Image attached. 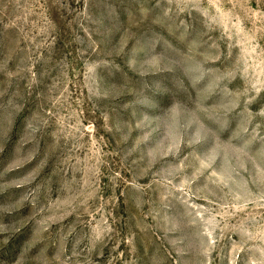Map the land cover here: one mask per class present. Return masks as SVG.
Masks as SVG:
<instances>
[{"label": "rangeland", "instance_id": "1", "mask_svg": "<svg viewBox=\"0 0 264 264\" xmlns=\"http://www.w3.org/2000/svg\"><path fill=\"white\" fill-rule=\"evenodd\" d=\"M0 264H264V0H0Z\"/></svg>", "mask_w": 264, "mask_h": 264}]
</instances>
